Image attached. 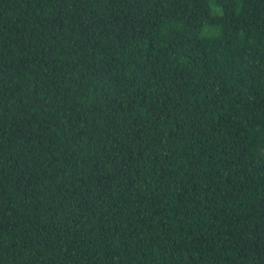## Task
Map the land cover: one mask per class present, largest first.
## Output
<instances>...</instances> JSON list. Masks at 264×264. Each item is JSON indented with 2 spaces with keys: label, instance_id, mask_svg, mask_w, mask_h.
<instances>
[{
  "label": "trees",
  "instance_id": "1",
  "mask_svg": "<svg viewBox=\"0 0 264 264\" xmlns=\"http://www.w3.org/2000/svg\"><path fill=\"white\" fill-rule=\"evenodd\" d=\"M0 264H264V0H0Z\"/></svg>",
  "mask_w": 264,
  "mask_h": 264
}]
</instances>
